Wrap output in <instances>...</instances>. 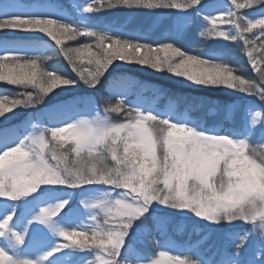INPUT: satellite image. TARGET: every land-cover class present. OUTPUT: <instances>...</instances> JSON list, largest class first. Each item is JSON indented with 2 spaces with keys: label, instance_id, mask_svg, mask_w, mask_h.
<instances>
[{
  "label": "snow or ice",
  "instance_id": "6c2138e0",
  "mask_svg": "<svg viewBox=\"0 0 264 264\" xmlns=\"http://www.w3.org/2000/svg\"><path fill=\"white\" fill-rule=\"evenodd\" d=\"M201 24L255 75L185 50ZM146 69L238 102L149 100ZM0 83V264H264V0H3Z\"/></svg>",
  "mask_w": 264,
  "mask_h": 264
},
{
  "label": "trees",
  "instance_id": "16d2710c",
  "mask_svg": "<svg viewBox=\"0 0 264 264\" xmlns=\"http://www.w3.org/2000/svg\"><path fill=\"white\" fill-rule=\"evenodd\" d=\"M206 3H219L221 6L223 5L224 0H205ZM123 13H126L124 11H111L107 14H105L104 19L106 20H110L113 16H119ZM216 15H218V13H216ZM219 24V22H218ZM132 25V29L138 30V24L135 22L131 23ZM221 27H227L226 25H220ZM204 25L202 26L203 30H204ZM190 40V39H189ZM189 42H193V43H189L187 45L186 48H184L185 50H188L189 48H191L193 50V52L196 51H200L203 53H208L210 51L213 50H217V49H224L228 55H230V57H238L240 62H236L233 63L231 61L230 62L232 65L236 66L241 72L244 73V75L246 76H254L255 73L253 71H251L250 65L247 63V57L246 54H244L241 50L240 45L235 44L234 42L231 41H222V39L217 40V39H204L202 37H199L198 40L196 41H189ZM68 44H71L72 46H76L75 42L73 41H67ZM259 51V49H257V52ZM160 56H163L164 53L161 52L159 53ZM49 64V66H54L57 68H60L61 70H63L64 68V63H62L61 61H58L56 59H52L50 61L47 62ZM116 64H121L123 66V68L127 69V68H136V69H140L142 66H138V65H129L126 64L124 62H120V61H116ZM128 75L135 77L137 79H140L141 82H150L153 84H159V86H161L163 89H165L167 92H173L176 94H181L184 96H188V97H199V98H207V99H212V100H220V98H222V95L220 92L216 91V92H208V91H202L198 88L195 87H191V86H180V85H176L174 83V81L168 80V76H162L161 79L159 77V73H156L150 69H146V70H136L133 72H129L127 73ZM18 91H20V89L12 87V86H5L2 83H0V93H7L8 95L12 96L15 95ZM92 95H95L97 97V99H100V96L102 94H104V98L107 99L106 94L104 93V87L103 86H98L97 90L95 92H91ZM16 111H18V116L9 120L8 124L12 125V124H18L20 120H22L24 118V116H26L28 113L25 110H20L17 109ZM8 116H12V114L8 115ZM3 118H0V120H2Z\"/></svg>",
  "mask_w": 264,
  "mask_h": 264
},
{
  "label": "rangeland",
  "instance_id": "374dc122",
  "mask_svg": "<svg viewBox=\"0 0 264 264\" xmlns=\"http://www.w3.org/2000/svg\"><path fill=\"white\" fill-rule=\"evenodd\" d=\"M0 2H3V0H0ZM21 2H24V1L21 0ZM36 2H46V0H36ZM63 2L67 3L68 0H63ZM74 2H82V0H74ZM211 4L213 5L214 9L216 7H221V5L219 3H211ZM216 13H218V12L214 11V14H216ZM109 21L127 23V26H128L129 29H132L131 28L132 27L131 23L132 22H134V23L136 22L139 25L138 26V30H137L138 32H146L147 29H148V25H149V17H147L146 15H143V14L137 15L135 17H129L128 13H123V14H121L119 16H113ZM202 26H203V24H201L200 27L197 29V31L191 33L189 35L188 39L183 42L184 48H186L189 43H193V42H189V41L198 40V38H199L198 32L199 31H203ZM189 27H191V24H189ZM159 31H162V29L157 30L156 34H154L152 36L153 39L156 38V36L159 34ZM225 59L227 61H231L233 63L241 61V60L239 61L238 57H230V55H227L225 57ZM162 76H168L167 79L171 80V81H174V83L176 85L191 86L189 84V82H187L186 80H183L181 78H176V77H174V76H172L170 74L159 73L160 79H161ZM138 80H140V79H138ZM142 83H143V86H144V90H143L142 94L149 100L152 99L153 89H156V88H161L162 90H164L166 92V94L168 96L176 94V93H173V92H167L165 89H163L161 86H159V84H153V83H150V82H142ZM191 87H193V86H191ZM218 92H220L221 95H222V98H220V100H212V99H207V98H203V99L200 98V99H202V100H204L206 102L205 103V107H204L205 111H207V110H209V109H211V108H213V107H215L217 105H223V104H226V103L238 102V98L236 96L231 95L228 90L218 91ZM177 95H181V94H177ZM158 103L161 104V105H164V104L167 103V100H166V98L165 99H161V100L158 101ZM10 114H12V113H7L6 115H10Z\"/></svg>",
  "mask_w": 264,
  "mask_h": 264
}]
</instances>
